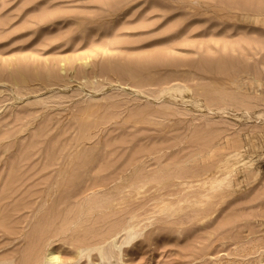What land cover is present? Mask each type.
Returning a JSON list of instances; mask_svg holds the SVG:
<instances>
[{
  "label": "rangeland",
  "instance_id": "1",
  "mask_svg": "<svg viewBox=\"0 0 264 264\" xmlns=\"http://www.w3.org/2000/svg\"><path fill=\"white\" fill-rule=\"evenodd\" d=\"M132 225L119 264H264V0H0V264Z\"/></svg>",
  "mask_w": 264,
  "mask_h": 264
},
{
  "label": "bare ground",
  "instance_id": "2",
  "mask_svg": "<svg viewBox=\"0 0 264 264\" xmlns=\"http://www.w3.org/2000/svg\"><path fill=\"white\" fill-rule=\"evenodd\" d=\"M218 5V4H217ZM171 66H172V64H171ZM64 70V69H63ZM159 72V71H158ZM143 73V72H142ZM145 73V72H144ZM189 74V73H188ZM137 74H135V76L134 77H137L136 76ZM191 75V74H190ZM192 75H193V73H192ZM132 76V75H131ZM139 76V75H138ZM134 77H132V78H134ZM164 77V76H163ZM188 77V76H187ZM119 80V79H118ZM120 81H118V83H119ZM262 82V81H261ZM153 83V82H152ZM154 84V83H153ZM181 85V84H180ZM180 85L178 86V85H176L178 88H175V91H179V93H182L181 92V89H180ZM174 86V85H173ZM172 86V87H173ZM175 86V87H176ZM190 86V85H189ZM23 87V86H22ZM171 87V88H172ZM185 89H186V87H185ZM168 91L170 90V89H167ZM189 90V89H188ZM174 91V90H173ZM183 91V90H182ZM162 92V91H161ZM167 92V91H166ZM165 93V92H164ZM168 93V92H167ZM171 93H173L174 94V92H171L170 91V94ZM166 94V93H165ZM172 94V95H173ZM176 94V93H175ZM175 96V95H174ZM173 96V97H174ZM20 97V96H19ZM172 97V96H171ZM157 98V97H156ZM178 98V97H177ZM179 98H181V97H179ZM162 100V99H161ZM212 111V110H211ZM262 112V111H261ZM260 112V113H261ZM254 113V112H253ZM263 113V112H262ZM258 115V114H257ZM261 115V114H260ZM257 119V118H256ZM259 120V119H258ZM212 150V149H211ZM216 156V155H215ZM236 165H237V163H236ZM231 171V170H230ZM61 172V171H60ZM215 173V172H214ZM237 174V173H236ZM178 176V175H177ZM176 176V177H177ZM180 176H182L181 174H180ZM232 176V175H231ZM245 176V175H244ZM218 179H220V178H218ZM211 181V180H210ZM212 183V182H211ZM210 183V184H211ZM206 184H208V183H206ZM188 189V188H187ZM218 191H220V190H218ZM199 194V193H198ZM192 197H194V196H192ZM191 197V198H192ZM179 198H181V197H179ZM94 199V198H93ZM105 199V198H104ZM184 199V198H183ZM102 200V199H101ZM107 200V199H106ZM112 200H113V198H112ZM167 200V199H166ZM165 200V201H166ZM187 200H189V199H187ZM191 200V199H190ZM95 201V200H94ZM100 201V200H99ZM98 201V202H99ZM163 201V200H162ZM164 201V202H165ZM168 201V200H167ZM172 201V200H171ZM181 201V200H180ZM103 202H104V200H103ZM103 202H99V203H101V204H98V205H100V206H103ZM110 202V201H109ZM112 202V201H111ZM168 202H170V200L168 201ZM178 202V200L176 201V202H174L173 204H175V203H177ZM106 204V203H105ZM109 204V203H108ZM107 204V205H108ZM163 204V202L160 204V205H162ZM165 204V203H164ZM80 205H82V204H80ZM159 205V206H160ZM175 205H177V204H175ZM88 206V205H87ZM167 206V205H166ZM92 207H95L96 208V206L94 205V206H91L90 208H89V211L90 210H92L93 208ZM106 207V206H105ZM104 206L103 207H101V209H104L105 208ZM183 207V206H182ZM159 208H164V207H159ZM166 208V207H165ZM88 211V210H87ZM166 212V211H165ZM164 212V213H165ZM159 213V212H158ZM163 213V212H162ZM173 213V212H172ZM161 214V213H160ZM170 214V213H169ZM138 217V216H137ZM204 219V218H203ZM78 221H79V219H77ZM76 222V221H75ZM74 224V223H73ZM72 224V225H73ZM125 224V223H124ZM71 225V224H70ZM75 225V224H74ZM121 225H122V223H121ZM118 226H119V224H118ZM68 228V227H67ZM115 229V228H114ZM119 229H120V227H119ZM123 229V228H122ZM61 230V229H60ZM68 230V229H67ZM74 230V229H73ZM123 230H125V235L122 237V239H120L118 236H117V234L119 233V231H118V233H113L112 231H111V233H113V237H112V239L110 240L109 239V241H108V237L106 238L105 237V234L107 233H102V234H104V237H103V239L104 238H106L107 239V241L105 240V242H107V246H95V247H88V248H85V249H78L79 250V252H78V258L74 261H72V262H69V263H65L62 259H61V257L59 256V254H57L56 252H54V251H49V252H47V254H45V256H44V258L42 259V257H41V259H42V261H41V264H77L78 263V261H79V259H81V258H83V257H86L87 258V260L89 261V263L88 264H99L100 262H98V263H95L92 259H91V254H92V252L94 251V250H97L98 251V255H99V261H102V264H119L118 262H119V260L121 259V253H122V249L124 248V246H126V245H129L130 243H132L133 241H135L138 237H140V232H139V230H137L136 228H135V226H130L129 228H124ZM42 231V230H41ZM40 231V232H41ZM56 232V231H55ZM54 232V233H55ZM64 232V231H63ZM67 232V231H66ZM109 232V231H108ZM114 232H116V231H114ZM123 232V231H122ZM121 232V233H122ZM58 233V232H57ZM60 233H62V232H60ZM59 233V234H60ZM110 233V235H108L107 234V236H109V238H110V236H112V234ZM120 233V234H121ZM97 234H99V233H97ZM42 235V234H41ZM40 235V236H41ZM39 236V237H40ZM90 236V235H89ZM92 236V235H91ZM90 236V237H91ZM96 236L97 235H95V238H96ZM100 236V237H101ZM36 237V236H35ZM37 237H38V235H37ZM36 237V238H37ZM48 237V236H47ZM83 237H86V235H84L83 234ZM83 237H81L80 238V242L82 241V238ZM89 237V238H90ZM99 237V236H98ZM44 238V237H43ZM88 237L87 238H84V239H89ZM46 239V238H45ZM83 239V240H84ZM91 240H93L92 238H90ZM90 239L88 240V242H90ZM103 239H102V241H103ZM246 239V238H245ZM35 240V239H34ZM47 240V239H46ZM78 240V239H77ZM100 240V239H99ZM48 241V240H47ZM79 241V240H78ZM87 241V240H86ZM86 241H84V242H86ZM101 241V242H102ZM38 242L39 241H36V243H37V245H38ZM35 243V244H36ZM47 243H49V242H47ZM92 243V242H91ZM95 243V242H94ZM96 243H97V241H96ZM34 244V243H33ZM32 244V245H33ZM87 244V243H86ZM34 246V245H33ZM46 246H47V248H48V245L46 244ZM78 246V245H77ZM79 246H81V245H79ZM35 247H36V245H35ZM246 247V246H245ZM42 248V247H41ZM47 248H45V249H47ZM244 249V248H243ZM263 249V248H262ZM43 249H41V251H42ZM77 250V251H78ZM34 252V250H30L29 252ZM37 251V250H36ZM44 251V250H43ZM43 251H42V254H43ZM263 251V250H262ZM37 253H39L38 251H37ZM238 255V254H237ZM243 255V254H242ZM249 255V254H248ZM263 255V254H262ZM37 256H39V255H37ZM36 256V257H37ZM245 256H246V254H245ZM34 257H35V255H34ZM39 258H40V256H39ZM38 258V259H39ZM98 258V257H97ZM238 258H240V257H238ZM250 258V257H249ZM71 259V258H70ZM112 259H116V263H112L111 262V260ZM28 260H29V258H28ZM34 260V259H33ZM35 260H37V259H35ZM244 260H245V258H244ZM6 261V260H5ZM233 261V260H232ZM39 262V261H38ZM37 262V263H38ZM122 262V261H121ZM1 263V262H0ZM33 263V262H32ZM36 263V264H37ZM218 263V262H217ZM258 263V262H257ZM6 264H14V262L13 261H8ZM34 264V263H33ZM224 264V263H223Z\"/></svg>",
  "mask_w": 264,
  "mask_h": 264
}]
</instances>
